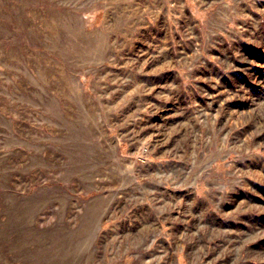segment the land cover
<instances>
[{"label":"rangeland","instance_id":"rangeland-1","mask_svg":"<svg viewBox=\"0 0 264 264\" xmlns=\"http://www.w3.org/2000/svg\"><path fill=\"white\" fill-rule=\"evenodd\" d=\"M0 264H264V0H0Z\"/></svg>","mask_w":264,"mask_h":264}]
</instances>
